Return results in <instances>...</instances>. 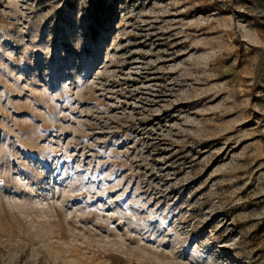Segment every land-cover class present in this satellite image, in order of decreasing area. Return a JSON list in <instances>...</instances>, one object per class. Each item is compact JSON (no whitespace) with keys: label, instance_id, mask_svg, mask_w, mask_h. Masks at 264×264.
Segmentation results:
<instances>
[{"label":"rangeland","instance_id":"rangeland-1","mask_svg":"<svg viewBox=\"0 0 264 264\" xmlns=\"http://www.w3.org/2000/svg\"><path fill=\"white\" fill-rule=\"evenodd\" d=\"M0 264H264V0H0Z\"/></svg>","mask_w":264,"mask_h":264},{"label":"trees","instance_id":"trees-1","mask_svg":"<svg viewBox=\"0 0 264 264\" xmlns=\"http://www.w3.org/2000/svg\"><path fill=\"white\" fill-rule=\"evenodd\" d=\"M100 5L98 4V3H96L95 5H94V7H93V11H94V13L95 12H97L98 10H99V7ZM92 18H94L93 16H92ZM94 26H92V28H93Z\"/></svg>","mask_w":264,"mask_h":264}]
</instances>
